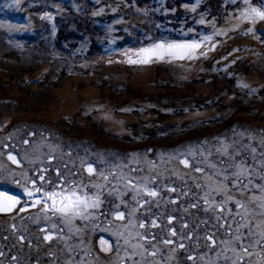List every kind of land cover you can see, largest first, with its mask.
Wrapping results in <instances>:
<instances>
[{"label":"rangeland","instance_id":"1","mask_svg":"<svg viewBox=\"0 0 264 264\" xmlns=\"http://www.w3.org/2000/svg\"><path fill=\"white\" fill-rule=\"evenodd\" d=\"M257 13L0 0V264H264ZM73 190L83 218L44 195Z\"/></svg>","mask_w":264,"mask_h":264},{"label":"snow or ice","instance_id":"2","mask_svg":"<svg viewBox=\"0 0 264 264\" xmlns=\"http://www.w3.org/2000/svg\"><path fill=\"white\" fill-rule=\"evenodd\" d=\"M257 14L260 15L262 19H264V13H257ZM194 47H198V46L197 45H173V46H170V48H173V49H175V48H194ZM89 171H91V169H89ZM36 191H40V189H36ZM149 194L153 195V196L156 195L155 192H152ZM28 195L31 196L32 193L29 192ZM44 195L47 196L48 199H50V200H55V198L59 195L61 197L62 207L56 209L55 204H53V208L56 211H60V212H64V213L71 212L73 215H81V218H83V216L81 214V209H86L89 206H91V207L97 206L94 202L91 205H89L87 200L82 199L80 196H78L75 190H73L72 192H70L67 195H64L63 193H56V192L45 193ZM4 200L6 202H8L9 208L11 207V205L18 203V201H16L12 197H8V196H5Z\"/></svg>","mask_w":264,"mask_h":264},{"label":"bare ground","instance_id":"3","mask_svg":"<svg viewBox=\"0 0 264 264\" xmlns=\"http://www.w3.org/2000/svg\"><path fill=\"white\" fill-rule=\"evenodd\" d=\"M164 49L163 47H161V46H159V47H155V48H153L151 51H150V53H149V55H155L156 53L157 54H161V51ZM5 196H8V197H12L13 199H15L13 196H9V195H5ZM4 196V197H5ZM4 197H3V199L1 200V197H0V205H4L5 203H6V201L4 200ZM16 200V199H15ZM17 201V200H16ZM19 202V201H18ZM18 205V203H15V204H13V205H11L12 207L14 206V207H16ZM11 207V208H12Z\"/></svg>","mask_w":264,"mask_h":264}]
</instances>
